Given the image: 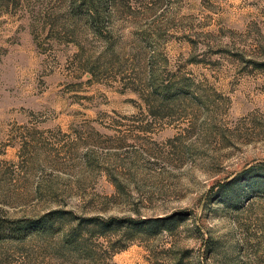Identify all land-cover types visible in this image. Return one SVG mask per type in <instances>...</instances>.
I'll return each instance as SVG.
<instances>
[{"label":"rangeland","instance_id":"1","mask_svg":"<svg viewBox=\"0 0 264 264\" xmlns=\"http://www.w3.org/2000/svg\"><path fill=\"white\" fill-rule=\"evenodd\" d=\"M0 219V264H264V0H0Z\"/></svg>","mask_w":264,"mask_h":264},{"label":"trees","instance_id":"2","mask_svg":"<svg viewBox=\"0 0 264 264\" xmlns=\"http://www.w3.org/2000/svg\"><path fill=\"white\" fill-rule=\"evenodd\" d=\"M143 224H147L148 221H141ZM37 224V221L30 222L29 225H20L19 220H13V221H6L0 219V234H3V236H0L1 238H23L26 235H28L31 230L34 229L35 225ZM5 235V236H4Z\"/></svg>","mask_w":264,"mask_h":264}]
</instances>
